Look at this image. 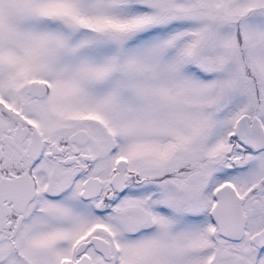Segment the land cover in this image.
<instances>
[{
  "label": "snow or ice",
  "instance_id": "6c2138e0",
  "mask_svg": "<svg viewBox=\"0 0 264 264\" xmlns=\"http://www.w3.org/2000/svg\"><path fill=\"white\" fill-rule=\"evenodd\" d=\"M0 264H264V0H0Z\"/></svg>",
  "mask_w": 264,
  "mask_h": 264
}]
</instances>
